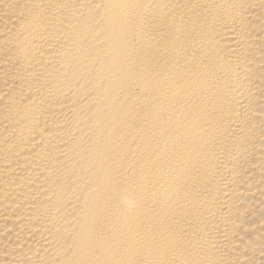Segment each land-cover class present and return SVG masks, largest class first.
<instances>
[{
  "label": "bare ground",
  "instance_id": "bare-ground-1",
  "mask_svg": "<svg viewBox=\"0 0 264 264\" xmlns=\"http://www.w3.org/2000/svg\"><path fill=\"white\" fill-rule=\"evenodd\" d=\"M0 264H264V0H0Z\"/></svg>",
  "mask_w": 264,
  "mask_h": 264
}]
</instances>
